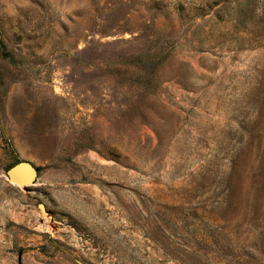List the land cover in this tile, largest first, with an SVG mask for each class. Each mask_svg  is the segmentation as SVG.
Instances as JSON below:
<instances>
[{"label":"rangeland","instance_id":"rangeland-1","mask_svg":"<svg viewBox=\"0 0 264 264\" xmlns=\"http://www.w3.org/2000/svg\"><path fill=\"white\" fill-rule=\"evenodd\" d=\"M0 264H264V0H0Z\"/></svg>","mask_w":264,"mask_h":264},{"label":"water","instance_id":"water-1","mask_svg":"<svg viewBox=\"0 0 264 264\" xmlns=\"http://www.w3.org/2000/svg\"><path fill=\"white\" fill-rule=\"evenodd\" d=\"M38 175L37 169L28 162H19L8 169L7 179L8 181L22 189H25L32 185ZM41 210H45L43 205H40Z\"/></svg>","mask_w":264,"mask_h":264}]
</instances>
